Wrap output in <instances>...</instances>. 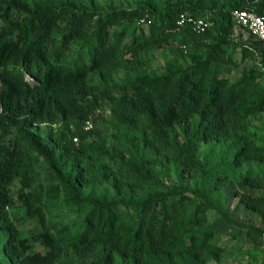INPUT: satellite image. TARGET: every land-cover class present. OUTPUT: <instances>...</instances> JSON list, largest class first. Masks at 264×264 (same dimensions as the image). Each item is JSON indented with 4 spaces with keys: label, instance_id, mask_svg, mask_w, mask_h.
Masks as SVG:
<instances>
[{
    "label": "trees",
    "instance_id": "trees-1",
    "mask_svg": "<svg viewBox=\"0 0 264 264\" xmlns=\"http://www.w3.org/2000/svg\"><path fill=\"white\" fill-rule=\"evenodd\" d=\"M235 9L264 17V0H0V247L12 264H65V254L92 264H206L225 251V224L263 244L264 231L211 197L231 183L264 225V196L251 192L264 191V147L249 134V119L264 112V42L232 36L242 29ZM181 14L211 26L198 35L177 25ZM153 49L170 56L150 74L142 55ZM259 56L261 68L233 81L223 74ZM121 72L124 81L111 83ZM104 101L112 149L85 129ZM46 124L59 127L43 139L33 127ZM121 128L140 130L139 142H125ZM202 145L223 151L201 161ZM156 164L194 187L181 177L166 185ZM15 183L45 253L29 251L5 211ZM211 211L222 223L210 222Z\"/></svg>",
    "mask_w": 264,
    "mask_h": 264
},
{
    "label": "rangeland",
    "instance_id": "rangeland-1",
    "mask_svg": "<svg viewBox=\"0 0 264 264\" xmlns=\"http://www.w3.org/2000/svg\"><path fill=\"white\" fill-rule=\"evenodd\" d=\"M103 3H112L115 7H130L134 4L135 0H101ZM232 36L234 38H242L248 39V33L242 29L234 28ZM170 54L168 49H153L147 51L142 55V58L147 63L149 67V73H158L164 65L166 64L167 59ZM236 59L240 60V54H236ZM261 57L251 58L248 57L244 61L239 64V67L235 69H229L224 67L223 74L230 78L231 81L237 79L241 76V74L250 69L251 67L261 68ZM123 72L113 75L111 83H121L124 81ZM112 118V110L111 104L104 101L96 104V108L92 114L91 119L85 124V129L92 131L90 134L91 141H102L104 142V146L106 149H112L113 147V137L116 132L110 125L109 121ZM58 124L51 125H42V126H34L33 129L36 130L43 139H46L43 135L44 133L52 132L53 134L58 130ZM122 129V128H121ZM125 134L124 140L126 142L129 141L132 137L139 142L142 133L140 130L130 131L126 129H122ZM176 131L178 129L176 128ZM249 134L251 138L259 145L264 147V112L258 113L249 119ZM137 137V138H135ZM123 140V141H124ZM73 143L76 145L77 139H73ZM120 148V147H119ZM141 148V146H140ZM210 146L202 145L199 147L197 151V157L201 161L204 160L205 155L210 161L215 162L216 153H221L223 151L222 148H213L212 155L207 154L208 150H210ZM151 154V152H148ZM154 155V154H153ZM158 161L165 165V160L158 157ZM153 167L156 176L166 185H175L178 184L179 177L183 182H188L190 187H194V179L188 178V175L183 174L179 175V171L176 172L171 165L168 164V167L161 166L160 164H156ZM264 168V167H262ZM231 183H227L225 186V191L222 189L218 191H213L211 193V197L215 203L219 205L222 210L228 211L229 215L237 222L243 223L246 225H250L252 227L258 228L264 231V225L260 222L259 218L249 212L247 209L241 205L239 198H234L232 196L231 190L233 189ZM19 183H15L12 188V194L14 203L12 206H8L5 208V211L8 215V218L13 223L21 238H25L30 245V252H41L45 253L46 249H44L40 244L34 242L32 239V235L41 231V227L38 223L37 218H31L27 216L25 208L22 206V202L18 198L19 193ZM253 194L257 196H264V191H251ZM220 213H215L211 211L208 213V218L210 222L218 221L222 223L220 219ZM225 224V223H224ZM264 238V237H263ZM220 245L224 248V253L221 254L220 258L210 260L206 264H260L264 261V242L263 244H256L252 242V240L240 233L239 228L233 227L231 225L225 224L224 233L219 238ZM70 257V254H65L61 258V263L65 264H92V259H88L85 262L80 261L76 257H72L71 260H67ZM0 264H12L5 254L3 253L2 248L0 247Z\"/></svg>",
    "mask_w": 264,
    "mask_h": 264
},
{
    "label": "built area",
    "instance_id": "built-area-1",
    "mask_svg": "<svg viewBox=\"0 0 264 264\" xmlns=\"http://www.w3.org/2000/svg\"><path fill=\"white\" fill-rule=\"evenodd\" d=\"M235 25L244 29L254 39L264 42V17L252 10L235 9L231 12ZM144 22L143 20L141 21ZM179 27L189 26L198 35L204 34L211 26L206 17L196 18L181 14L177 20Z\"/></svg>",
    "mask_w": 264,
    "mask_h": 264
}]
</instances>
